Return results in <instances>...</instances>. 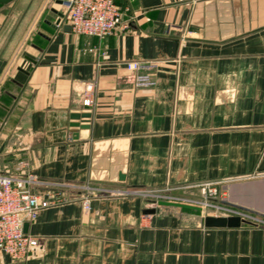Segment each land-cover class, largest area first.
I'll return each mask as SVG.
<instances>
[{"label": "crops", "instance_id": "1", "mask_svg": "<svg viewBox=\"0 0 264 264\" xmlns=\"http://www.w3.org/2000/svg\"><path fill=\"white\" fill-rule=\"evenodd\" d=\"M114 1L104 39L73 32L60 0L0 1V172L99 190L89 211L57 190L70 201L28 223L39 247L0 264H264V227L207 228L132 194L218 183L264 216V0ZM133 60L156 64L154 87Z\"/></svg>", "mask_w": 264, "mask_h": 264}, {"label": "built area", "instance_id": "2", "mask_svg": "<svg viewBox=\"0 0 264 264\" xmlns=\"http://www.w3.org/2000/svg\"><path fill=\"white\" fill-rule=\"evenodd\" d=\"M60 1L67 10L69 26L79 35L104 39L113 34L122 18L121 8L114 0ZM126 67L134 74L137 88L147 89L156 85L152 75L156 69L155 63L133 60ZM81 103L85 108L95 105L91 84L85 86ZM37 188L41 190L40 193L33 192ZM60 188L83 192L85 195L82 200L86 211L90 209L92 196L99 191L90 186L49 182L33 173L14 175L0 172V255H7L16 261H25L31 256L39 247V239L25 233V224L36 220L41 211L70 201L57 192ZM198 190L197 196L174 194V191H134L132 194L146 198L155 207L159 202L185 204L201 208L203 215L238 217L251 225L264 227V216L231 204L223 197L221 184L204 183L198 186ZM102 192L106 193L107 190Z\"/></svg>", "mask_w": 264, "mask_h": 264}, {"label": "water", "instance_id": "3", "mask_svg": "<svg viewBox=\"0 0 264 264\" xmlns=\"http://www.w3.org/2000/svg\"><path fill=\"white\" fill-rule=\"evenodd\" d=\"M60 17H63V15L60 14ZM89 117H90L89 113H82V114H73L71 118L74 121H78L81 119H88ZM72 126L73 127H85L78 122L73 123ZM173 193L184 195V191H174ZM158 206L159 207H167V208L185 209V210H191V211H196V212H200V213L202 212V209L199 207L185 205V204L171 203V202H159ZM145 213L146 214H155L156 209L153 208V209L145 210ZM243 224L251 225L249 222L243 221L238 217H229V218H227V217H214V216H206L205 217V226L207 228H239ZM28 229H29V224L26 223L25 229H24L25 233H28Z\"/></svg>", "mask_w": 264, "mask_h": 264}, {"label": "rangeland", "instance_id": "4", "mask_svg": "<svg viewBox=\"0 0 264 264\" xmlns=\"http://www.w3.org/2000/svg\"><path fill=\"white\" fill-rule=\"evenodd\" d=\"M149 203H152V202H149ZM158 207V206H157Z\"/></svg>", "mask_w": 264, "mask_h": 264}]
</instances>
